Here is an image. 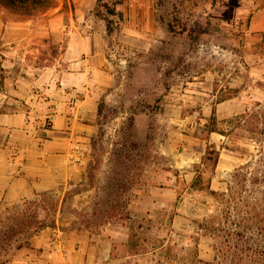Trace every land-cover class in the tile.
Returning <instances> with one entry per match:
<instances>
[{"label":"rangeland","instance_id":"374dc122","mask_svg":"<svg viewBox=\"0 0 264 264\" xmlns=\"http://www.w3.org/2000/svg\"><path fill=\"white\" fill-rule=\"evenodd\" d=\"M54 1L0 4V112H28L53 138L56 94L76 87L74 38L96 48L100 72L83 85L101 90L85 106L82 91L61 99L85 125L64 132L61 189L0 200L1 232L46 224L18 236L11 264H65L80 247L97 255L84 264L214 261L226 209H264V29L251 0ZM133 243L148 254L131 256Z\"/></svg>","mask_w":264,"mask_h":264},{"label":"crops","instance_id":"0c3cea01","mask_svg":"<svg viewBox=\"0 0 264 264\" xmlns=\"http://www.w3.org/2000/svg\"><path fill=\"white\" fill-rule=\"evenodd\" d=\"M73 2L82 9L81 6L84 5H95L97 0H73ZM251 2L254 6L253 27L263 30L264 0H251ZM95 49L86 40L83 42L74 38L71 42L69 54L72 55L73 63L71 76H68L71 80L67 81L68 84L76 87L67 90L65 83L64 88L56 94L60 101L58 108L53 109V129L47 130L48 133L53 132V138L47 139L39 134L41 129L39 125L44 126L45 121L36 122L34 116L28 112H0V200L7 205L21 204L37 196L59 191L60 186L68 181L72 139H69L64 132L69 128L73 132L76 129L81 131L85 125L78 120L80 111L70 114L61 99H70L81 91L85 92L83 106L98 99L100 84L91 82L89 85L91 88L83 85L87 83L88 73L91 70L96 76L100 72L97 66L90 64L87 55ZM84 251L85 248L81 247L68 250L67 258H64L65 264H84L86 261H91V258L97 259V255L92 256L86 251L87 256Z\"/></svg>","mask_w":264,"mask_h":264},{"label":"trees","instance_id":"16d2710c","mask_svg":"<svg viewBox=\"0 0 264 264\" xmlns=\"http://www.w3.org/2000/svg\"><path fill=\"white\" fill-rule=\"evenodd\" d=\"M0 4L18 8H40L48 9L55 4L54 0H0ZM116 14V11H111ZM214 131V130H212ZM210 160V158H209ZM212 195L226 196L224 193L212 191ZM226 209L227 223L229 226L218 230L215 238H219V256L214 261L204 262L203 260L193 261L192 264H264V209ZM33 229L21 227L15 230L14 227L0 231V264H11L15 252L23 248L18 236L23 232L37 234L45 227L40 220L34 222ZM214 230V228H213ZM20 232V233H19ZM28 234V235H29ZM219 234V235H218ZM132 237L139 238V233L133 229ZM134 250L131 256H146L149 251L142 243H133ZM170 264H178L173 261Z\"/></svg>","mask_w":264,"mask_h":264},{"label":"built area","instance_id":"2783aa9c","mask_svg":"<svg viewBox=\"0 0 264 264\" xmlns=\"http://www.w3.org/2000/svg\"><path fill=\"white\" fill-rule=\"evenodd\" d=\"M72 156H73V158H74V160H75L76 155H72Z\"/></svg>","mask_w":264,"mask_h":264}]
</instances>
